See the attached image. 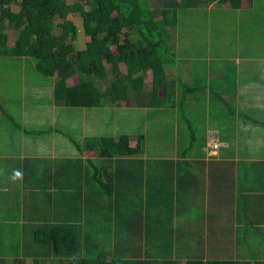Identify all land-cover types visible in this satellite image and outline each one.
Segmentation results:
<instances>
[{
  "label": "crops",
  "instance_id": "0c3cea01",
  "mask_svg": "<svg viewBox=\"0 0 264 264\" xmlns=\"http://www.w3.org/2000/svg\"><path fill=\"white\" fill-rule=\"evenodd\" d=\"M199 9L200 6L178 11L176 25L168 29L170 60L165 73L173 102H164L162 91L159 96L166 105L152 107L146 98L130 92L128 102L93 107L108 109L110 114L120 111L128 114L129 109H137L146 114L147 120L153 116L151 113H161L164 117L158 122L161 133L154 131V127H146L136 135L129 130L119 131L120 136L129 137L131 147H135L139 136L143 137L141 156L109 158L81 153L80 146L86 138L117 140L120 136L95 135L93 122L87 120L80 125L72 124L71 132L66 131L55 122L61 110L69 108L54 101L55 77H31L29 84L23 83V78L20 80L21 90L27 86L28 91L24 96L20 93L16 112L7 114L0 108V209L19 212L22 223L33 218L35 210L39 213L45 209L51 212L47 217L52 220L45 226L55 223L69 226L78 212L82 188L94 186L88 194L96 195L94 199L98 201L103 193H116L123 201L119 207L122 211L132 205L126 203L125 195L136 194L137 225H130L129 233L138 237L141 258L155 259L150 252L158 249L164 253L163 259L184 261L195 243L193 252L203 259L230 257L237 261L264 262V162L260 165L262 161L256 157L245 160L236 150L225 154L216 151L213 155L204 151L211 134H216L215 140L221 144L218 150L248 143L257 146L251 142L253 139H263L264 145V38L258 49L249 46L245 39L251 30L264 32V0H241L236 9L219 1L205 3L207 19L200 28L201 41L205 42L195 43L183 38L179 20L182 11L196 13ZM229 9L235 10L230 16L235 35L238 34L236 40L211 41L212 34L221 36L219 31L228 27L222 24L229 22L226 13ZM217 23L220 26H215ZM246 31V37H241ZM181 40L186 42L182 47ZM12 44L9 39V45ZM120 70L125 73V66L121 65ZM6 78L1 77L3 89L8 87ZM74 78L68 80V85L73 84ZM111 81L112 77H107L96 85L106 90ZM150 82L148 72L145 92ZM234 115H237L235 120ZM228 119L230 128L224 132L222 127ZM103 126L112 127L106 123ZM85 129L91 133L84 132ZM195 145L201 147L195 154L188 155L187 149L181 148ZM148 146L166 149L151 154ZM64 161L76 163L67 176L72 178L77 191L76 201L71 198L62 210L56 197H51L59 194L61 188H67V179L63 178L66 171L61 164ZM253 164H259L260 169H253ZM16 171L22 175L16 177ZM250 171L257 175L253 179L257 188L250 185ZM81 216L77 215L74 224H83V242L96 241L97 238H88L86 225L90 222L82 216L80 223ZM123 228L125 224H118L115 235L121 237ZM76 231L78 241L80 229ZM121 239L119 245L126 241ZM115 250L116 247L112 253Z\"/></svg>",
  "mask_w": 264,
  "mask_h": 264
},
{
  "label": "trees",
  "instance_id": "16d2710c",
  "mask_svg": "<svg viewBox=\"0 0 264 264\" xmlns=\"http://www.w3.org/2000/svg\"><path fill=\"white\" fill-rule=\"evenodd\" d=\"M214 1L227 3L234 9L241 5V0H75L72 4L67 0H0V57L35 60L39 75L55 77L53 98L63 107L114 106L128 102L130 92L146 98L152 107L166 105L163 100L173 102L165 73L170 60L168 29L176 25L178 11ZM11 5L18 7V11H12ZM76 17L81 21L83 35L89 39L81 49L73 45L79 33ZM56 19L61 22L55 24ZM55 27L59 28V34H54ZM11 31L16 36L9 45ZM121 65L125 66V73L121 72ZM148 72L151 82L145 92ZM107 77H112L109 87L106 90L97 87L96 83ZM71 78L74 82L68 85ZM162 91L163 100L159 96ZM142 139L139 136L135 147H131L126 135L117 140L86 138L80 148L81 153L101 157L137 156L143 152ZM101 189L104 192L103 186ZM34 233V243L48 245L56 260L46 262L33 256L30 264H264L230 257L203 259L194 254L195 243L184 261L144 259L139 256L138 238L131 244L128 241L117 244L111 255L100 250L91 256L96 246L103 248L101 242L82 241L86 252L79 254L80 242L73 228L64 223L44 225ZM12 256L13 264H28L27 257Z\"/></svg>",
  "mask_w": 264,
  "mask_h": 264
},
{
  "label": "rangeland",
  "instance_id": "374dc122",
  "mask_svg": "<svg viewBox=\"0 0 264 264\" xmlns=\"http://www.w3.org/2000/svg\"><path fill=\"white\" fill-rule=\"evenodd\" d=\"M75 0H67V3L72 4ZM204 5V7H203ZM203 7V8H202ZM12 11H18V7L15 5H11ZM200 8L196 13L194 12H186L182 11V14L180 16L179 20V27H181V32L183 34V38L194 41L195 43H202L205 41L202 40V34L200 28L204 26L205 19H207V16H205V3L200 4ZM194 11V10H190ZM205 11V12H204ZM235 13L234 9H229V12L227 13V18L229 19V22H223L222 28L219 32L221 33V36H219L216 32L215 34H212V40L213 42H217L216 39H218V42L223 41H230V40H236L235 35L236 29L232 28V20L233 17L230 16V14ZM180 12V11H179ZM211 15V14H210ZM251 15V14H249ZM75 23L77 25V28L79 29L77 40L73 43L74 47L76 49H81L86 41L89 39L85 37L81 30V21L78 17L75 19ZM60 19L55 20V24L60 23ZM257 24V21L255 22V25ZM215 26H220L218 23ZM231 26V28H230ZM54 34H59L60 30L58 27H55ZM245 33H241V37H246ZM263 33V34H262ZM260 33L259 30L257 31H249L247 34V37L245 38L246 41L250 42L249 46H256L257 49L261 46V40L264 38V32ZM15 32L11 31L10 33V42H13ZM216 38V39H215ZM182 41V40H181ZM225 43V42H224ZM186 42L182 41L180 43V46H184ZM260 52V51H259ZM24 63H23V62ZM1 77H7L6 85L8 87H5L3 89L0 84V108L5 110V112L8 114L10 112H16V108L19 106V103L21 100L20 93L26 95V91H28V87L26 86V89L23 87L21 90L20 80L23 78V83L29 84L31 80V77H42V79H45V77L39 75L35 70V60L32 58H15L11 57L10 59L6 58H0V81ZM29 81V82H28ZM48 81H50V78H48ZM9 83V84H8ZM67 108H63L62 114L59 116H56L55 122L59 127H63L66 129V131L71 132L72 124L78 123L79 125L82 124L83 121H90L93 122L92 129L95 131V135H108V137H114V135L120 136L121 132L119 131H128L131 134H140L141 130H144L146 127H154V131L160 132L162 131V128L160 126V123L162 122L161 113L155 114L151 113L153 115L148 120L146 118V114H142V111H139L137 109H129L128 114H122L120 111L119 113H113L110 114L108 109H82V108H68V110H65ZM65 111V112H64ZM64 112V114H63ZM252 117L250 114H246V117ZM237 115H234L235 120ZM119 119V120H117ZM150 122L153 124H150ZM98 123V124H97ZM111 124L112 127L103 126L104 124ZM229 119L224 121V127H222V131L226 132L228 131L227 128H230L228 125ZM95 124V125H94ZM99 124H102L101 127ZM117 127H115V126ZM9 128L14 129V126L12 124L8 125ZM103 130V131H100ZM151 130V129H150ZM230 131V130H229ZM84 132H90V129H85ZM212 138H217L216 134L212 135ZM218 140V139H217ZM210 141V138L208 139V142ZM251 142H255L257 146H250L248 145H240V146H230L229 149L221 148L220 150H217V153H223L225 154L226 151H232L239 153V155L243 158L249 159L256 157V160L260 158V165L263 164V155H264V145L263 139H253ZM154 141L152 144H155ZM241 143H244L242 141ZM221 147V144H220ZM7 148V146H6ZM171 147H167L169 149ZM183 149H187V154H195L198 152V149L200 150V146H183L181 147ZM161 149H166L165 147H158V146H148L147 151L151 152V154H157L160 153ZM224 149H226L224 151ZM207 150V145L205 146L204 151ZM239 150V151H237ZM145 154V153H144ZM212 153L211 155H213ZM137 156H130V157H138ZM245 156V157H244ZM129 157V158H130ZM4 164V163H2ZM8 164V163H6ZM61 164H63V170L66 171V173L63 175V178L67 179V188H61L60 193L56 195H52L51 198L56 197V203L58 204V207L62 210L65 209V206L68 205V202H71V198L75 199L74 192L77 191L76 188L72 186V178L70 176H67V174L71 171L72 161H64ZM243 163L238 164V167H241ZM248 165V164H247ZM253 169H260L259 164H253ZM263 169V168H262ZM251 174L249 175L251 178V183L254 188L258 187V184L253 182V179L257 177L256 173L253 171H250ZM88 188H82L81 189V195H78V201H79V209L78 212H75L76 217H74L75 221H77L78 217L85 216L90 223H88L87 227V234L88 238L90 240L96 239L98 240V244L101 242L103 248L97 247L95 248V251L91 256H94L97 252L100 250H103V253L106 255H111L115 247H117V244L121 242V237L124 238L126 241H128L130 244L137 240V236L134 234L129 233L130 225L136 226L137 225V217H136V207L139 205L138 201V195H125L126 203L131 204L129 205L126 210H123L119 208L122 206L123 201L116 197V193L112 192V195L106 193L101 194V200H95L93 193L88 194L89 191L94 190V186ZM54 191H58L57 188L54 189ZM105 192V190H104ZM1 198V197H0ZM81 201H80V200ZM76 201V199H75ZM117 207H115V205ZM1 207V205H0ZM81 208V213H80ZM38 210V209H37ZM35 210V216L33 218L24 219L23 223L20 220V213L17 211H8L5 209H0V264H13V254H15L18 258H25L28 260V264L31 263V258L33 256H39L42 260L48 262L49 260H56L53 258L52 255H50V249L48 248V245H41V244H35V233L34 231L39 229L40 227L49 224V222H52L51 219L47 217L48 214L51 212L49 210H43L42 212L36 213ZM50 212V213H49ZM11 214V218H10ZM80 218V223L82 220V217ZM121 216V217H120ZM3 217V219H1ZM73 219V225H69L73 228L76 235V229H80V233H77L78 235V241L79 244V250L78 253L85 254L86 249L82 241L85 240L84 236V226L83 224H74ZM84 223V222H83ZM120 224L123 226L125 224L126 228H123L121 230V237L115 235L117 232V226ZM103 239V240H102ZM106 239V241H104ZM91 242V241H90ZM89 242V243H90ZM133 246H137V243ZM83 247V248H81ZM156 248V247H155ZM78 254V255H79ZM150 255H153L155 258H159L163 260L162 256L164 253L160 250H154V252H150ZM84 256V255H83ZM183 264V263H182Z\"/></svg>",
  "mask_w": 264,
  "mask_h": 264
},
{
  "label": "built area",
  "instance_id": "2783aa9c",
  "mask_svg": "<svg viewBox=\"0 0 264 264\" xmlns=\"http://www.w3.org/2000/svg\"><path fill=\"white\" fill-rule=\"evenodd\" d=\"M220 148L219 143L217 142V140L213 139L212 137L210 138L209 143L207 144V154L211 155L212 153H216V151Z\"/></svg>",
  "mask_w": 264,
  "mask_h": 264
},
{
  "label": "clouds",
  "instance_id": "9594fccd",
  "mask_svg": "<svg viewBox=\"0 0 264 264\" xmlns=\"http://www.w3.org/2000/svg\"><path fill=\"white\" fill-rule=\"evenodd\" d=\"M21 175H22L21 172H19V171H16V172H15V176H16V177H20Z\"/></svg>",
  "mask_w": 264,
  "mask_h": 264
}]
</instances>
